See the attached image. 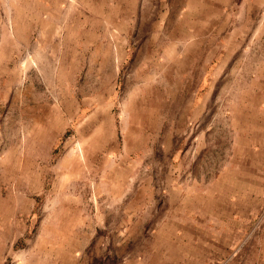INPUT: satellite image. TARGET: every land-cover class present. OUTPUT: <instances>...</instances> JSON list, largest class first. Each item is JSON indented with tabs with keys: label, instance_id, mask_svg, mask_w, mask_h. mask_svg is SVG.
Listing matches in <instances>:
<instances>
[{
	"label": "rangeland",
	"instance_id": "obj_1",
	"mask_svg": "<svg viewBox=\"0 0 264 264\" xmlns=\"http://www.w3.org/2000/svg\"><path fill=\"white\" fill-rule=\"evenodd\" d=\"M4 15L0 264L146 252L169 192L228 188L264 107V0H0Z\"/></svg>",
	"mask_w": 264,
	"mask_h": 264
},
{
	"label": "crops",
	"instance_id": "obj_2",
	"mask_svg": "<svg viewBox=\"0 0 264 264\" xmlns=\"http://www.w3.org/2000/svg\"><path fill=\"white\" fill-rule=\"evenodd\" d=\"M8 20L4 15L0 22L3 46L10 45ZM23 26L13 25L19 42ZM258 115L260 120L245 125L234 141L227 189L190 198L169 192L148 251L123 255L106 246L91 253L89 263L95 258L102 264H264V107ZM258 221L260 228L252 231ZM98 241L94 247L102 238Z\"/></svg>",
	"mask_w": 264,
	"mask_h": 264
},
{
	"label": "trees",
	"instance_id": "obj_3",
	"mask_svg": "<svg viewBox=\"0 0 264 264\" xmlns=\"http://www.w3.org/2000/svg\"><path fill=\"white\" fill-rule=\"evenodd\" d=\"M69 133H71V129L68 128L65 132L64 135H69ZM41 196H34V200H35V203H34V208H33V211H32V214L30 215V220L33 218L32 215L35 213V210L36 208L38 207V205L41 203ZM32 229V224L30 223L29 224V227H28V231L30 232ZM4 264H7V262H5Z\"/></svg>",
	"mask_w": 264,
	"mask_h": 264
},
{
	"label": "built area",
	"instance_id": "obj_4",
	"mask_svg": "<svg viewBox=\"0 0 264 264\" xmlns=\"http://www.w3.org/2000/svg\"><path fill=\"white\" fill-rule=\"evenodd\" d=\"M258 228H260L259 221L253 226L252 231L257 230Z\"/></svg>",
	"mask_w": 264,
	"mask_h": 264
}]
</instances>
